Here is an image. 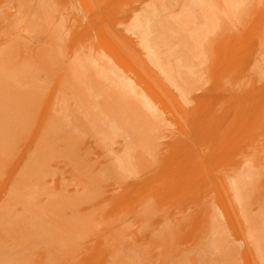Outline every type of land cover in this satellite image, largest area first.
I'll list each match as a JSON object with an SVG mask.
<instances>
[{
  "label": "bare ground",
  "instance_id": "obj_1",
  "mask_svg": "<svg viewBox=\"0 0 264 264\" xmlns=\"http://www.w3.org/2000/svg\"><path fill=\"white\" fill-rule=\"evenodd\" d=\"M65 1L0 0V264H264V78L228 68L264 0H95L70 28Z\"/></svg>",
  "mask_w": 264,
  "mask_h": 264
},
{
  "label": "rangeland",
  "instance_id": "obj_2",
  "mask_svg": "<svg viewBox=\"0 0 264 264\" xmlns=\"http://www.w3.org/2000/svg\"><path fill=\"white\" fill-rule=\"evenodd\" d=\"M94 3H95V0H67L65 1L64 6L59 7L57 12L53 13L52 16L56 22H59L61 19H63L65 22V27L70 28V27H73L74 25H77L79 21L82 23L85 16H88L86 19V22H87L90 15H92L88 11L92 9V4ZM0 15H2V13H0ZM252 20H254L253 17L249 18L248 21L233 20V23L231 24V29L234 30L233 32L230 31L227 33H223L221 30H218L216 33H214V35L211 38L214 37V41H215L214 46L215 47L219 46L218 51L222 52L219 55H222L227 50L226 46L228 45L226 44H230L229 43L230 41H231L230 46H232L233 49H234V46L236 49H239L241 45V41L239 40L240 38L236 39V37L234 38V36L237 34L238 29H243L246 26L248 27L251 26ZM86 22L83 23L85 26H86ZM252 24H253L254 29L257 31L250 35V38L253 39V42L255 44H253L249 49L246 50L248 52L247 59L244 61L243 60L240 61V59H237L231 68L228 67L229 69H231L230 73H232V69L233 70L236 69L235 74L237 73L238 75L233 76L234 79H242V80L246 79V80H243L244 83L249 82L250 84L252 83L251 80H261L262 78H264V51L260 49V45H259L264 35V20L258 19L256 22ZM116 27L118 29H123L120 25ZM31 31H32L31 28L27 27V32H25L24 34L30 33L31 36H33V40L37 41L36 40L37 34L32 35ZM17 34H20V32L14 31L11 33V35H17ZM39 41L41 42V38L39 39ZM225 42H228V43H225ZM36 45L39 46L38 44ZM105 45H107V43H105ZM107 47H110V45L108 44ZM211 57L216 58V54L214 53L213 56ZM20 58L21 56L17 57L18 62L15 64V66L17 67L16 68L17 72L20 75L26 74L28 72H31L32 74H34L35 71L38 69V64L36 66H33L31 61L28 60L31 58V55H28L27 56L28 59L26 60H19ZM126 59H127L126 60L127 64L131 67V69L133 70L138 69L137 64L134 62L133 59L130 58V60H128V57H126ZM8 67L9 66L7 64L0 65V79L1 80L4 79V77L6 78L7 76L10 75L6 71ZM54 70L59 71V66H56ZM208 75L212 76L214 75V73L208 72ZM58 76L59 75L55 76L57 78L53 79V83L58 79ZM138 76H140L141 80L143 81L144 80L149 81L147 75H145L142 72H140ZM210 88H211V85L208 84V86L205 87V92H207ZM202 93L203 91L196 92L195 95L200 96L202 95ZM45 104L47 105L44 106ZM159 105L166 109L167 114L170 113L169 115L166 116V120L168 121L170 125L169 129L171 132V133L168 132V134H171L170 136L171 138H176L177 136L180 135V129L183 126V121L178 117L179 115L171 114V112L173 111V107L171 105L170 99H168L165 95H162L159 98ZM50 108H51V103L48 101L47 98H44L42 106L38 108L37 120L39 119L42 120L43 118H45L47 114L49 113ZM4 111H8L6 107ZM253 156L251 157L252 160L256 159V157L258 156H262V153L260 155H258L257 152L256 154L253 153ZM65 176H68V175L66 174ZM96 237H92L91 239L99 240V237H97V239ZM87 241H90V240H87Z\"/></svg>",
  "mask_w": 264,
  "mask_h": 264
}]
</instances>
